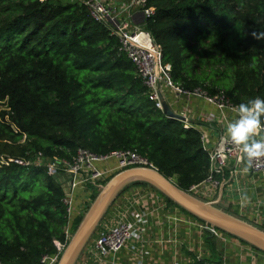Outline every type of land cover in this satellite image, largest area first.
<instances>
[{
    "label": "trees",
    "instance_id": "1",
    "mask_svg": "<svg viewBox=\"0 0 264 264\" xmlns=\"http://www.w3.org/2000/svg\"><path fill=\"white\" fill-rule=\"evenodd\" d=\"M145 7L155 15L140 27L161 48L174 85L223 90L234 106L264 99V38L253 36L264 33V0H146ZM79 149L135 152L185 192L202 183L210 167L200 134L156 107L119 38L84 4L0 0L4 264H40L56 254L55 241L68 246L65 230L75 233L101 190L70 223L64 177L14 161L34 162L42 154L71 162Z\"/></svg>",
    "mask_w": 264,
    "mask_h": 264
},
{
    "label": "built area",
    "instance_id": "2",
    "mask_svg": "<svg viewBox=\"0 0 264 264\" xmlns=\"http://www.w3.org/2000/svg\"><path fill=\"white\" fill-rule=\"evenodd\" d=\"M78 1L89 9L96 22L108 25L112 34L119 38L122 51L151 91L156 107L163 111L159 98L162 96L184 128L200 134L210 167L205 180L191 187L189 193L205 202L215 200L212 203L217 204L220 200L226 202L224 189L236 183L237 178L250 177L254 182L253 177L264 179V157L249 162L240 146L225 135L227 125L238 115V106L229 101L225 91L218 90L213 94L202 88L189 91L171 82L170 67L162 64L161 48L140 27L137 15L133 14V10H139L143 20L155 15L153 10L145 7L146 0H132L126 5H113L111 0ZM165 93L171 94L174 100L167 101ZM194 101L211 109L196 114L192 106ZM253 138H264V128ZM14 163L43 166L50 176L64 177L65 192L67 190L64 205L70 223L83 211L84 203L91 202L94 190L101 189L103 182L116 174L134 168L157 170L146 158L129 150L96 155L79 149L71 162L46 160L38 154L34 162L16 160ZM228 204L237 212L238 218L246 217L245 202ZM258 218L256 212L254 219ZM256 224L255 221L252 225L259 227ZM223 234L170 204L152 188L131 186L109 207L76 264H259L260 256L264 259V253L251 246L236 245L234 251L228 245L235 242ZM65 235L70 242L69 228ZM217 239L228 244L222 251L213 242ZM54 244L56 254L43 256L40 264H59L67 246L58 241ZM247 256L251 262L245 260ZM0 264H4L1 257Z\"/></svg>",
    "mask_w": 264,
    "mask_h": 264
},
{
    "label": "water",
    "instance_id": "3",
    "mask_svg": "<svg viewBox=\"0 0 264 264\" xmlns=\"http://www.w3.org/2000/svg\"><path fill=\"white\" fill-rule=\"evenodd\" d=\"M155 45L158 46L156 43ZM159 98L164 114L168 118L176 119L177 116L170 110L163 97L160 96ZM135 184L152 188L170 203L197 220L227 233L264 253V230L235 215L217 209L216 204L205 202L189 192L180 190L172 180L166 179L158 170L134 168L114 176L101 188L100 193L91 204L84 219L64 250L59 264H76L84 247L95 234L109 207L126 188Z\"/></svg>",
    "mask_w": 264,
    "mask_h": 264
},
{
    "label": "clouds",
    "instance_id": "4",
    "mask_svg": "<svg viewBox=\"0 0 264 264\" xmlns=\"http://www.w3.org/2000/svg\"><path fill=\"white\" fill-rule=\"evenodd\" d=\"M253 36L261 39L264 38V33L259 35L253 33ZM262 128H264V99L257 97L238 105V115L227 125L225 135L235 145L240 146L250 162L254 158L264 157V138H253ZM244 171H247V168Z\"/></svg>",
    "mask_w": 264,
    "mask_h": 264
},
{
    "label": "crops",
    "instance_id": "5",
    "mask_svg": "<svg viewBox=\"0 0 264 264\" xmlns=\"http://www.w3.org/2000/svg\"><path fill=\"white\" fill-rule=\"evenodd\" d=\"M111 2L113 5L121 3L120 0H111ZM133 14L137 15L138 24L143 21L139 10H133ZM165 95L167 101L171 102L174 100V97L171 94L165 93ZM192 104L196 114H198L201 110L207 112L211 109L202 102L194 101ZM253 178H255V182L250 177H246L245 179L244 177L237 178L236 183H233L229 186V188L224 189L225 191L223 190L225 192L224 199L227 203L232 205L233 202L236 204H239V201L245 202L246 219H248L251 224H255L256 221V223H258L256 225L264 230V179L262 176ZM256 212L259 216L258 220L254 219ZM245 260L251 262L250 256H247ZM258 260L259 264L264 263V259L261 256Z\"/></svg>",
    "mask_w": 264,
    "mask_h": 264
},
{
    "label": "rangeland",
    "instance_id": "6",
    "mask_svg": "<svg viewBox=\"0 0 264 264\" xmlns=\"http://www.w3.org/2000/svg\"><path fill=\"white\" fill-rule=\"evenodd\" d=\"M65 2H74V1H76V0H64ZM123 172V171H122ZM119 174V173H118ZM118 174H116V175H118ZM112 179V178H111ZM110 179V180H111ZM109 180V181H110ZM108 181V182H109ZM107 182V183H108ZM100 193V192H99ZM215 201V200H214ZM214 201H212V202H214ZM92 202V201H91ZM212 202H210V203H212ZM92 204V203H91ZM91 204H90V206H91ZM214 204V203H213ZM216 204V203H215ZM84 206V205H83ZM90 206H89V208H90ZM89 208H88V210H89ZM216 208L217 209H219V210H222V211H224V212H226V210L228 209L230 212H232V213H234V214H236L237 215V212H234L233 211V209L229 206V204L227 203V202H224V201H219V203H217L216 204ZM88 210L86 211V213L88 212ZM86 213L84 214V217H85V215H86ZM238 216V215H237ZM84 217H83V219H84ZM239 217V216H238ZM242 218V217H241ZM244 218H246V217H244ZM76 232V231H75ZM222 232V231H221ZM222 233H224V232H222ZM75 234V233H74ZM74 234H72V237H73V235ZM223 235H225L226 237H228V238H230V239H232L234 242H235V244H230V245H228L227 243H225V241H221V240H218L217 239V242L214 240L213 242H214V244H216V246H217V248L220 250V251H222L224 248H225V246L226 245H228L230 248H232L234 251L236 250V245H241V246H249L247 243H245V242H243V241H241V240H239V239H237V238H235V237H233V236H231V235H228L227 233H224Z\"/></svg>",
    "mask_w": 264,
    "mask_h": 264
}]
</instances>
